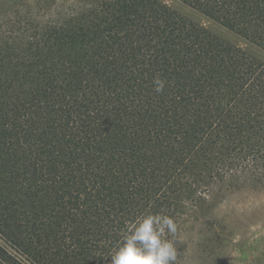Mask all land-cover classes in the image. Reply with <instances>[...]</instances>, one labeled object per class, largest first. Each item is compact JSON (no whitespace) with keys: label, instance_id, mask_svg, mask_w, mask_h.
<instances>
[{"label":"trees","instance_id":"obj_1","mask_svg":"<svg viewBox=\"0 0 264 264\" xmlns=\"http://www.w3.org/2000/svg\"><path fill=\"white\" fill-rule=\"evenodd\" d=\"M180 1L264 50V0ZM28 7L0 15V264H110L138 217L264 185V61L161 0Z\"/></svg>","mask_w":264,"mask_h":264},{"label":"rangeland","instance_id":"obj_2","mask_svg":"<svg viewBox=\"0 0 264 264\" xmlns=\"http://www.w3.org/2000/svg\"><path fill=\"white\" fill-rule=\"evenodd\" d=\"M161 1L264 61L263 49L198 10L180 0ZM36 2L46 7L51 0H0V15L22 14ZM208 193L197 205L184 202L189 211L182 214L174 236L175 264H264V185L231 180Z\"/></svg>","mask_w":264,"mask_h":264},{"label":"clouds","instance_id":"obj_3","mask_svg":"<svg viewBox=\"0 0 264 264\" xmlns=\"http://www.w3.org/2000/svg\"><path fill=\"white\" fill-rule=\"evenodd\" d=\"M154 90H164L165 81L153 78ZM175 223L171 217L148 214L138 217L126 235L109 254L110 264H174L176 249L173 241L166 238L175 234Z\"/></svg>","mask_w":264,"mask_h":264}]
</instances>
